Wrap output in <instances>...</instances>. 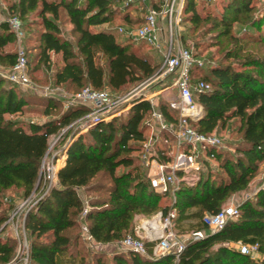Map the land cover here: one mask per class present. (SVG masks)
Instances as JSON below:
<instances>
[{
    "label": "trees",
    "instance_id": "obj_1",
    "mask_svg": "<svg viewBox=\"0 0 264 264\" xmlns=\"http://www.w3.org/2000/svg\"><path fill=\"white\" fill-rule=\"evenodd\" d=\"M121 2L18 0L11 9L21 18L36 11L42 19L44 29L40 31L38 56L49 63L51 52L62 55L63 64L53 74L54 84L73 92L86 85L121 92L154 74L160 65V61H154L147 53L137 51L132 45L133 39L119 40L113 29L96 28L113 21ZM255 8L252 0H227L218 18L202 16L195 0H186L184 5L182 23L189 21L198 28L212 21L211 28L221 26V34L233 41V51L228 49L225 54L227 62L215 63L202 74L207 66L203 63L194 66L191 72L193 80L204 79L212 85L211 90L197 95L204 113L192 122L193 126L201 132L217 134L218 129L225 128L230 121L239 123L237 131L241 142L235 145L234 151L221 147L208 152L218 163L214 177L206 159H202L203 167L195 179L186 178V173L179 171L175 200L160 206V199L167 195L151 187L148 166L142 163L139 153L146 140L145 129L149 126L146 117L151 103L135 99L130 108L112 119L93 125L75 138L68 131L54 144L53 149L68 146L66 157L59 159L60 165L64 164L57 172V183L26 212L27 264H171L172 254L153 255L154 241L147 243L151 256L120 251L107 260L105 252L91 250L83 239V225L96 242H115L134 234L139 217L159 209L166 215L176 208L177 219L194 221L192 230L206 229L202 222L205 213L219 211L232 193L249 187L264 161V12L259 16L260 11L254 12ZM251 12L254 16L250 17L249 29L259 34L251 31L248 37L234 36L233 22L242 16H251ZM62 15L76 35L75 45L62 32L59 23ZM128 17L126 15V19ZM15 39L9 22L0 23V63L10 67L15 62L16 52L3 48ZM182 39L185 40L184 34ZM249 43L251 47L246 51ZM231 59L233 61L228 62ZM27 60L30 74L28 55ZM6 81L11 83L0 76L2 264L13 261L18 247L15 237L4 235L8 228L4 223L19 202L33 192L42 191L41 165L51 138L62 126L90 110V106L79 104L54 115L62 106L60 98L28 94L17 90V84ZM155 103L168 121L176 120V112L166 101L158 98ZM34 105L44 106L43 112L50 118L43 122H25L6 117V114L30 111ZM156 149L155 155L160 160L171 159L170 155L162 153L165 147L158 142ZM11 192L15 194L8 195ZM86 206L88 210L83 213ZM193 207L196 210L190 212ZM239 211L221 230L189 242L177 264H264V189L242 201ZM241 244H257L260 255L253 257L241 252Z\"/></svg>",
    "mask_w": 264,
    "mask_h": 264
},
{
    "label": "built area",
    "instance_id": "obj_2",
    "mask_svg": "<svg viewBox=\"0 0 264 264\" xmlns=\"http://www.w3.org/2000/svg\"><path fill=\"white\" fill-rule=\"evenodd\" d=\"M124 5H129L142 0H123ZM186 0H160L158 5H152L144 15V21L136 28L119 27L117 30L134 41L142 42L152 47L161 55V62L154 74L135 83L126 93L114 95L107 89H96L86 85L79 91L72 93L64 92L62 85L56 84L53 87H44L47 96L60 97L63 107L68 109L77 105H88L90 110L84 115L76 118L67 125L60 128L59 133L53 137L52 145L48 148L42 161L41 168L45 169L46 156L49 154L59 137L70 131L73 138L86 131L95 124L108 121L130 108L135 99L148 100L151 103V117L155 122V129L152 130L149 141L144 140L141 147L140 157L149 166V181L151 187L156 191L176 198V190L179 185V171L187 173L189 170L200 171L202 169L201 158H211L208 154L212 149L222 147V140L216 133H204L193 126L192 122L199 120L204 113V108L197 101V95L211 90L212 85L204 79H192V69L200 66L203 61L194 55L191 48L187 47L182 39V16ZM11 29L18 40L22 37L21 21L17 16L8 19ZM8 80L17 85L30 84L31 78L28 71V60L26 50L20 46L16 51V59L8 73H2ZM170 77L171 84L154 93L145 92V88L153 81H164ZM165 86L164 82L162 83ZM170 90L166 98L169 108L176 112V120L168 121L163 112L156 107L153 95ZM166 131L167 135H160ZM72 138V139H73ZM163 138L167 145L162 151L163 154L171 156V159L160 160L156 154V143L160 144ZM162 146V145H161ZM67 145L62 148L53 149L52 162L48 163V173L44 175L43 189L40 193H32L27 199L22 200L11 211L4 225H9L12 236L18 241V253L13 261L8 264H27L29 258V243L25 231V216L29 208L41 198L48 189L57 183L56 161L65 159ZM163 147V146H162ZM171 148V150H170ZM174 150V152H173ZM174 153V155H172ZM155 170L151 172L152 168ZM259 184L253 195L264 189V161L260 167ZM56 171V172H55ZM239 204L229 203L224 205L215 213H205L202 222L205 228L190 230L186 236L180 235L173 227V219L177 214L176 208L170 209L166 215H161L162 229L155 235L128 234L118 243L122 251H133L140 255L151 256L147 243L154 241L152 251L154 256L167 254L173 255V264H177L182 252L191 241L200 240L209 233L221 230L229 219L239 215ZM86 206L83 213H86ZM85 230V238L94 242L93 236ZM239 249L243 253L253 256L257 252V244H241ZM2 264V263H0Z\"/></svg>",
    "mask_w": 264,
    "mask_h": 264
},
{
    "label": "rangeland",
    "instance_id": "obj_3",
    "mask_svg": "<svg viewBox=\"0 0 264 264\" xmlns=\"http://www.w3.org/2000/svg\"><path fill=\"white\" fill-rule=\"evenodd\" d=\"M18 0H0V23L3 21H8V19L12 16H17L19 20L21 21V27H22V37L21 40H18L16 37L15 41L9 43L6 45L3 50L4 51H11L16 52L20 46H22L26 51L29 58V65H30V78L31 82L27 85H16L17 90L28 93V94H35V95H45L44 93V87L50 86L53 87L56 84H54V78L53 74L54 71L59 68L62 64V55L61 54H54L50 53V62L45 63L40 56H38V53L40 51L39 45H40V31L44 29L42 19L38 16L36 11L30 12L27 16L24 18H21L19 14L11 9V6L17 3ZM160 0H142L138 1L132 4L124 5V1L122 0L121 3H119L117 11L115 13L114 19L111 23L105 24L96 28H111L115 31L116 36L119 40H124L125 35L122 34L117 30L119 27H126V28H136L138 25H140V22L145 15V13L148 11L149 7L154 5L156 2ZM227 2V0H195L196 3V9L202 16H211V17H218L220 18L223 14V8L224 4ZM252 5H254L255 11L257 10L260 12L259 16H261L262 12H264V0H252ZM254 12H251V16H242L239 21H235L232 24V32L234 36L236 37H248L251 33H257L259 34V31L251 28L249 29V21L250 17L254 16ZM126 15L129 17L126 19ZM63 34L68 37L73 44L75 45L76 35L71 32V25L66 20V17L62 15L60 21H59ZM212 21L204 24L205 27L199 26L198 28L194 27V24L185 21L181 24V33L185 35V40L183 39V42L185 45L189 46L196 54H198V57L200 60L203 61L205 65L204 70H202V74L208 70L209 66L218 63V62H224L225 54L230 49L233 51V41H229L228 38H226L224 35L221 34V26H218L216 28H211ZM264 28V24L262 26ZM205 29V30H204ZM252 31V32H251ZM251 32V33H250ZM256 34V35H257ZM252 43H249L245 50L247 51L251 46ZM133 47L142 53H147L149 56H151L154 61H160V59L157 57L156 50L152 49L150 46H148L145 43L133 41L132 42ZM76 50V47H74ZM233 61L232 59L228 62ZM227 62V61H225ZM10 69V66L4 65L0 63V76L6 78L2 73H8ZM7 79V78H6ZM170 77L164 78V84L163 82L159 80H155L151 82L146 88L145 92L147 93H154L159 90L164 89L166 86L169 87L171 84ZM8 80V79H7ZM9 82V81H6ZM12 83V82H11ZM9 82V84H11ZM13 84V83H12ZM61 85V84H60ZM135 84H131L128 86V88H124L121 92L114 91L109 87H105L103 89H107L111 91L114 95L119 93H126L129 91ZM64 92L72 93L73 91L68 90L65 88V86H61ZM76 89V88H75ZM164 92H161L160 94L153 95V100L156 102L158 98H160L163 101H166V98L169 95L170 90H163ZM75 92V91H74ZM60 98V97H57ZM61 99V98H60ZM61 104H63V101L61 99ZM63 109H65L62 106H59L57 110L54 111V115H57V113H60ZM44 106L38 105L33 106V109L30 111H23V112H17L14 114H6V117H11L13 119H18L20 121L25 122H43L45 120H48L50 116L45 115L44 112ZM146 121L149 123L148 127L145 129V135L146 140L149 141L150 136L152 134V130L155 129V122L151 117V113H149L146 117ZM238 122L230 121L225 128H219L217 131L218 136L222 140V148L228 151H234V147L237 143L241 142L240 138V132L237 131L238 129ZM56 136V135H55ZM53 136V137H55ZM53 137L51 138L49 142V147L52 145ZM54 147V146H53ZM171 150V148H170ZM53 148L49 152V154L46 156V166L45 169L41 168V179L42 183H44L45 177L48 173L47 171V165L48 163L51 164L52 162V154ZM141 153V152H139ZM142 163L146 164V161L142 159ZM63 164L60 165V160L56 161L55 168L58 172L59 168ZM218 163L215 160L210 161L211 169L213 170L212 176L214 177L215 173L218 170ZM261 169V168H260ZM55 171V172H56ZM199 172L189 170L187 174L185 175L186 178H192L195 179L198 177ZM260 172L258 173V175ZM259 184V178L257 176L250 182L249 187L238 192H234L230 195V197L227 199L225 204L227 203H235L239 204L242 201H244L247 198H250L253 196V192L257 188ZM35 191V190H34ZM15 194L14 192L9 193L8 195ZM82 196H85V193L81 191ZM13 196V195H12ZM171 201V198L169 196H163L160 201L159 205L163 206ZM181 221L177 219V216L174 217L172 223L173 227L175 228L176 232L180 235L186 236L189 231L184 230L180 224ZM12 235V231L10 226L8 225V228L5 230L4 235ZM120 241V240H119ZM90 246V245H89ZM107 246V245H106ZM96 246L91 247L90 249L93 251H102L105 252V255L107 256V260L111 259L112 251L120 249L119 243L117 242L115 245H109V246ZM117 248V249H116ZM18 253V247L17 252ZM253 257H258L260 254L258 252L253 254Z\"/></svg>",
    "mask_w": 264,
    "mask_h": 264
},
{
    "label": "crops",
    "instance_id": "obj_4",
    "mask_svg": "<svg viewBox=\"0 0 264 264\" xmlns=\"http://www.w3.org/2000/svg\"><path fill=\"white\" fill-rule=\"evenodd\" d=\"M144 21V16H143V18H142V20H141V22H143ZM140 22V23H141ZM152 48V47H151ZM153 49V48H152ZM156 53V55H157V57L160 59V62H161V55L159 54V52H155ZM160 145H162L163 147H165V149H166V144L164 143V141H163V138H161L160 139ZM173 152H174V150H173ZM172 155H174V153H172ZM203 159H206V160H208L209 162L211 161V160H213V158H203ZM65 160V159H64ZM201 161H202V158H201ZM202 163H203V161H202ZM64 164V163H63ZM202 167H203V165H202ZM205 169V168H204ZM155 170V167H153L152 168V170H151V172H153ZM149 171H150V169H149V166H148V173H149ZM193 171V170H192ZM188 172V171H187ZM197 172H199V171H197ZM187 174V173H186ZM257 178H259V175H257ZM171 198V197H170ZM173 201H172V199H171V201H169V203H172ZM227 204H229V203H227ZM226 205V204H225ZM194 210H196V208H191L190 209V212H192V211H194ZM160 214L161 215H163V212H162V210L161 209H159V210H157L156 212H154V213H152V214H149V215H144V216H141V217H139V219H138V221H137V223H136V225H135V228H134V233L135 234H137V233H139V234H143V235H146V234H151V235H155L156 233H158V232H160L161 231V229H162V221H161V218H160ZM155 221L156 222V225H153L152 224V221ZM192 222H194L193 220H190V219H184L183 221H182V225H181V227L184 229V230H187V231H190V230H192ZM84 226V225H83ZM83 239L88 243V245H90L91 247H96V246H101V245H104V246H111V245H115L117 242H119V241H115V242H108V243H99V242H96L95 240H94V242H90V241H88L86 238H85V230H84V228H83ZM106 246V247H107ZM117 249V248H116ZM120 251H122L121 249H118V250H114V251H112V255L114 254V253H116V252H120ZM254 256V255H253ZM174 263V260L172 259V261H171V264H173Z\"/></svg>",
    "mask_w": 264,
    "mask_h": 264
},
{
    "label": "bare ground",
    "instance_id": "obj_5",
    "mask_svg": "<svg viewBox=\"0 0 264 264\" xmlns=\"http://www.w3.org/2000/svg\"><path fill=\"white\" fill-rule=\"evenodd\" d=\"M152 224H153V225H156V222L153 220V221H152Z\"/></svg>",
    "mask_w": 264,
    "mask_h": 264
},
{
    "label": "water",
    "instance_id": "obj_6",
    "mask_svg": "<svg viewBox=\"0 0 264 264\" xmlns=\"http://www.w3.org/2000/svg\"><path fill=\"white\" fill-rule=\"evenodd\" d=\"M40 178V177H39ZM40 180V179H39ZM39 183V182H38ZM38 183H37V185H38ZM37 187V186H36ZM4 226V225H3Z\"/></svg>",
    "mask_w": 264,
    "mask_h": 264
}]
</instances>
